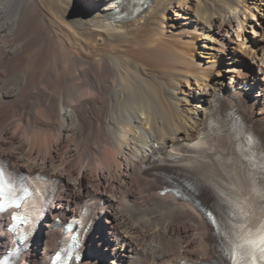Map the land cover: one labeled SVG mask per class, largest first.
<instances>
[{"label": "bare ground", "instance_id": "6f19581e", "mask_svg": "<svg viewBox=\"0 0 264 264\" xmlns=\"http://www.w3.org/2000/svg\"><path fill=\"white\" fill-rule=\"evenodd\" d=\"M132 1L0 0V157L57 181L15 264H47L88 198L76 264H229L199 207L215 193L233 213L229 250L250 238L246 221L264 235V155L242 133L229 143L225 121L200 138L216 102L237 105L264 143V0H142L116 15ZM198 139L189 171L212 188L161 193L169 168L143 167Z\"/></svg>", "mask_w": 264, "mask_h": 264}, {"label": "rangeland", "instance_id": "374dc122", "mask_svg": "<svg viewBox=\"0 0 264 264\" xmlns=\"http://www.w3.org/2000/svg\"><path fill=\"white\" fill-rule=\"evenodd\" d=\"M246 1H250V0H246ZM260 11H262V10H257V14H258V12L260 13ZM263 12V11H262ZM260 15V14H259ZM202 42H201V40H200V42H199V46H197V52L195 53V56L198 58V59H207V57H208V55H207V53H206V51H204V47H202L200 44H201ZM200 49V50H199ZM203 54V55H202ZM223 67H225L226 68V65H223ZM1 153V152H0ZM1 158H4V159H7L6 157H1ZM8 160V159H7ZM9 162V161H8ZM9 165H10V167H15V166H13L10 162H9ZM94 199V198H93ZM95 200V199H94ZM98 240L97 241H95V245H97L98 244ZM87 244H89V243H87ZM88 249H89V246H88Z\"/></svg>", "mask_w": 264, "mask_h": 264}]
</instances>
